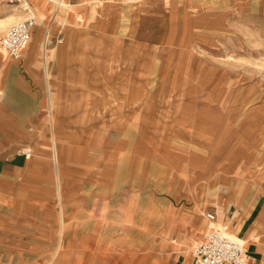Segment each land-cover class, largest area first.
<instances>
[{
    "label": "crops",
    "instance_id": "obj_1",
    "mask_svg": "<svg viewBox=\"0 0 264 264\" xmlns=\"http://www.w3.org/2000/svg\"><path fill=\"white\" fill-rule=\"evenodd\" d=\"M161 1L136 0L129 3L131 14L119 18L120 0H24L37 26L20 59L2 50L0 61L3 264H121L135 246L146 252L152 245H170L181 264H193L188 246L195 251L213 230L208 214L231 225L237 240L246 242L249 264H264V150L228 157L196 144L182 149L177 167L182 178L171 186V198L153 202L151 187L137 190L133 174L121 173L119 124L112 125V158L104 159V143L91 138L104 130L109 99L95 63L114 50L101 43L109 38L120 44L115 30L121 20L127 31L150 27ZM98 13L108 20L105 30L94 28ZM188 121L195 129L209 131L212 125ZM24 148L32 154H21ZM59 158L64 171L58 179ZM216 162L220 172L208 168L191 174L192 165ZM153 221L158 237H152ZM137 222L143 229L138 240L132 233Z\"/></svg>",
    "mask_w": 264,
    "mask_h": 264
},
{
    "label": "rangeland",
    "instance_id": "obj_2",
    "mask_svg": "<svg viewBox=\"0 0 264 264\" xmlns=\"http://www.w3.org/2000/svg\"><path fill=\"white\" fill-rule=\"evenodd\" d=\"M135 1L120 0L119 18L131 14L133 4L129 3ZM157 7L150 27L139 29L136 25L127 31L123 29L126 21L121 20L119 31L115 30L123 39L120 44L109 38L101 43L114 50L105 52L95 63L109 99L104 102L103 132L90 134L92 140L104 143V159L112 158L109 145L116 135L112 125L119 124L121 173L133 174L137 190H143L144 185L151 187L153 202L160 196L171 198V186L182 178L177 171L182 149L191 150L196 144L201 150L210 148L216 156L228 157H250L264 150V0H162ZM21 12L17 6L0 1V22L14 18L0 23V38L26 19ZM102 15L98 13L92 22L99 31L109 25ZM75 26L79 29L80 24ZM89 39L95 41L92 35ZM1 60L5 59L0 48ZM192 119L212 125L209 131L207 127L195 129L187 123ZM19 152L27 156L25 151ZM59 162L62 166L60 158ZM197 167L191 172L193 176L206 173L208 168L216 173L222 169L220 162ZM207 222L209 229H219V221ZM141 224L137 222L132 232L137 240L143 236ZM158 232L153 221L152 237H158ZM135 247L121 264L183 261L170 245L164 249L152 245L146 252ZM186 254L191 256L188 250ZM111 263L108 260L107 264Z\"/></svg>",
    "mask_w": 264,
    "mask_h": 264
},
{
    "label": "built area",
    "instance_id": "obj_3",
    "mask_svg": "<svg viewBox=\"0 0 264 264\" xmlns=\"http://www.w3.org/2000/svg\"><path fill=\"white\" fill-rule=\"evenodd\" d=\"M1 2L17 6L26 19L12 25L0 38V48L11 58L16 60L22 56V50L31 41L37 22L34 16H28L29 7H24V0H0ZM52 41L47 36L45 45L50 46ZM211 222L216 221L215 214H208ZM193 264H249L247 249L239 240L231 238L221 229H213L204 237L194 253Z\"/></svg>",
    "mask_w": 264,
    "mask_h": 264
},
{
    "label": "bare ground",
    "instance_id": "obj_4",
    "mask_svg": "<svg viewBox=\"0 0 264 264\" xmlns=\"http://www.w3.org/2000/svg\"><path fill=\"white\" fill-rule=\"evenodd\" d=\"M24 5H25V2H24ZM14 18L13 17H10V18H8V19H6V20H3L2 22H0L2 25L3 24H6V23H9V22H11L12 20H13ZM24 50V49H23ZM22 50V51H23ZM1 93V92H0ZM4 94V93H3ZM262 131V130H261ZM260 140V139H259ZM119 141V140H118ZM258 141V140H257ZM260 142V141H259ZM23 151H25L26 152V154L27 155H31L32 154V150L30 149V148H24V150ZM54 155H55V160L57 159V157H59V153H58V150H54ZM147 155V154H146ZM143 156V155H142ZM208 165H210V167H211V165H215V163L214 164H208ZM178 166V165H177ZM117 167V166H116ZM197 165H192V169H191V172H193L194 170H197ZM176 169V168H175ZM55 170H57V178L59 179L60 178V176L62 175V171H63V168H62V166H59V164L58 163H56L55 164ZM163 171V170H162ZM162 173V172H161ZM164 173V172H163ZM191 176V175H190ZM181 177V176H180ZM184 178V177H183ZM158 185V184H157ZM169 185H170V183H169ZM257 188V187H256ZM158 189V188H157ZM113 190V189H112ZM114 192V191H113ZM155 192V191H154ZM112 197H113V195H112ZM126 198V197H125ZM260 199V198H259ZM121 204V203H120ZM121 207V206H120ZM118 208V207H117ZM122 209V208H121ZM120 211V210H119ZM122 211V210H121ZM257 211V210H256ZM255 211V212H256ZM221 212V211H220ZM119 213V212H118ZM240 214V213H239ZM251 214V213H250ZM220 215L223 217L224 216V212H222V213H220ZM160 215H159V213L157 214V218L159 217ZM230 218V217H229ZM236 218V217H235ZM234 219V218H233ZM121 220V219H120ZM239 220V219H238ZM233 222V221H232ZM235 222H237V221H235ZM243 223V222H242ZM102 225V224H101ZM231 226V225H230ZM230 226H229V224H227V223H225V222H223V221H219V229H221V230H223L224 232H226V234H228L231 238H234V239H237V237H236V235H235V233L234 232H232V230L230 229ZM245 228V227H244ZM90 230V229H89ZM235 231V230H234ZM243 231V230H242ZM253 231V230H252ZM82 232V231H81ZM236 232V231H235ZM251 233V232H250ZM254 235V234H253ZM252 235V236H253ZM242 238V237H241ZM244 239V238H243ZM247 240V239H246ZM241 243H243V244H246V242L244 241V240H241ZM186 247V246H185ZM188 251H191L190 250V247L188 246ZM169 252V251H168ZM61 253V252H60ZM59 253V254H60ZM194 253H195V251H192L191 252V256L193 257V255H194ZM63 254V253H62ZM61 254V255H62ZM58 256V255H57ZM64 256V255H63ZM70 256V255H69ZM60 257V256H59ZM61 259V258H60ZM83 261V260H82ZM47 262V261H46Z\"/></svg>",
    "mask_w": 264,
    "mask_h": 264
}]
</instances>
